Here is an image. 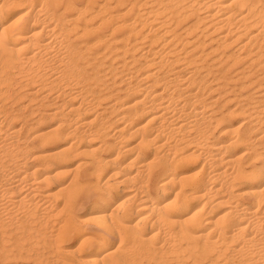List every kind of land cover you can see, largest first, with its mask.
<instances>
[{"label": "bare ground", "instance_id": "6f19581e", "mask_svg": "<svg viewBox=\"0 0 264 264\" xmlns=\"http://www.w3.org/2000/svg\"><path fill=\"white\" fill-rule=\"evenodd\" d=\"M0 264H264V0H0Z\"/></svg>", "mask_w": 264, "mask_h": 264}, {"label": "rangeland", "instance_id": "374dc122", "mask_svg": "<svg viewBox=\"0 0 264 264\" xmlns=\"http://www.w3.org/2000/svg\"><path fill=\"white\" fill-rule=\"evenodd\" d=\"M201 159V160H200ZM198 161H199V164H200V162L202 161V158H200ZM83 203H81V205H82ZM81 205H79L80 207H81V209L83 208V206H84V204L81 206ZM80 209V208H79Z\"/></svg>", "mask_w": 264, "mask_h": 264}]
</instances>
